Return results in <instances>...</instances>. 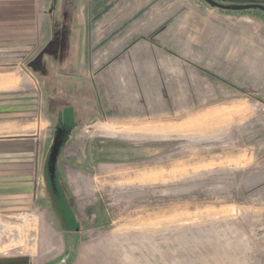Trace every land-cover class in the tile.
I'll return each mask as SVG.
<instances>
[{"label":"rangeland","instance_id":"1","mask_svg":"<svg viewBox=\"0 0 264 264\" xmlns=\"http://www.w3.org/2000/svg\"><path fill=\"white\" fill-rule=\"evenodd\" d=\"M191 2L214 7L0 0V103L37 99L35 117L0 114L3 142L35 138L32 195L0 200V264H73L85 248L120 264H264V55L257 74L225 75L202 42L171 43ZM246 11L264 17L229 13Z\"/></svg>","mask_w":264,"mask_h":264},{"label":"crops","instance_id":"2","mask_svg":"<svg viewBox=\"0 0 264 264\" xmlns=\"http://www.w3.org/2000/svg\"><path fill=\"white\" fill-rule=\"evenodd\" d=\"M233 1L239 5L249 4L250 2L264 5V0ZM229 12V9L218 7L204 8L201 4L195 5L191 2L188 7L186 6L185 11L172 21L168 29H166L171 32V39L174 40L171 43L179 45L178 42L183 38H187V40L192 39V42L195 41L194 44L196 40L197 42H202V55L204 56L205 63H209L211 68L217 70L219 74L227 75V73L229 74L233 70L238 74H242L244 70L251 74H257V65H259L258 58L264 55V50L259 53V49L264 47V17H260L254 13L256 11H246L238 14ZM143 18L142 23L139 22L136 28L139 30L144 29L145 31L148 29L153 30L152 26L156 25L158 19L156 18L152 21V18L149 20L148 18ZM259 18L262 19V22H260ZM151 22H153L152 26L148 28ZM198 33H201V37L197 35ZM191 47V50L195 48L193 46ZM158 58L157 61L158 63L160 62V70H166V65L164 66L162 63L166 58L160 57L159 60ZM169 62L171 63L169 72L173 79L177 77L176 74L178 73L173 64V60ZM169 62H166V64L169 65ZM152 72H155V70L153 69ZM108 73L105 74L106 77L102 75V79L109 80L111 74L108 75ZM106 84L104 83V85ZM36 100L34 95L28 94L20 96L19 99L14 101L15 103H10L8 106L0 103V114L14 117L19 116L17 114H20L18 111L21 110L26 115H33L35 117L36 115L34 114L37 108ZM45 126H47V122L41 128ZM5 140H10V142H3V139H0V200L3 196L12 197L13 195L21 197L25 196V194L28 198V196L32 195L34 184L35 138L28 137L18 140ZM3 160L7 162L5 163ZM0 207H2L1 201ZM109 252L108 249L85 248L77 254L78 256L75 258L73 264L122 263L119 257L121 256L120 254H109ZM63 255L69 256V250L66 249ZM56 263L60 264L58 262Z\"/></svg>","mask_w":264,"mask_h":264},{"label":"water","instance_id":"3","mask_svg":"<svg viewBox=\"0 0 264 264\" xmlns=\"http://www.w3.org/2000/svg\"><path fill=\"white\" fill-rule=\"evenodd\" d=\"M205 2L209 3L210 5L214 6V7H218V8H223V9H229V10H243V9H250L251 8H257L260 9L262 11H264V5L261 4H257V3H249V4H241V5H225L219 2H215L214 0H205ZM56 155V148L54 149V151L50 152V158L54 160Z\"/></svg>","mask_w":264,"mask_h":264}]
</instances>
